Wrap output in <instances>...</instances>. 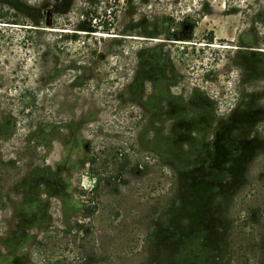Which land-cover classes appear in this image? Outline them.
Segmentation results:
<instances>
[{"label": "rangeland", "instance_id": "rangeland-1", "mask_svg": "<svg viewBox=\"0 0 264 264\" xmlns=\"http://www.w3.org/2000/svg\"><path fill=\"white\" fill-rule=\"evenodd\" d=\"M237 22L223 0H211L194 33L212 30L234 51ZM262 47L241 46L230 71L213 75L226 118L173 122L155 136L152 122H140L141 134L128 139L131 125L94 121L115 106L101 95L52 122L62 128L27 158L9 129L0 139V264H264ZM0 58L27 70L32 52L8 46ZM120 138L127 161L152 149L137 154H147V167L114 163L106 149Z\"/></svg>", "mask_w": 264, "mask_h": 264}, {"label": "trees", "instance_id": "trees-1", "mask_svg": "<svg viewBox=\"0 0 264 264\" xmlns=\"http://www.w3.org/2000/svg\"><path fill=\"white\" fill-rule=\"evenodd\" d=\"M210 1L0 0V54L8 46L32 52L27 70L19 59L0 58V139L10 129L27 158L41 149L46 133L62 128L52 122L92 108L101 95L115 106L94 121L131 125L128 139L141 134L140 122H152L155 136L173 122L186 128L199 117L226 118L213 75L230 71L231 53L241 46L264 45V0H223L226 14L238 17L234 51L221 46L232 43L215 42L212 30L194 33ZM211 125L207 120L205 129ZM117 142L106 149L115 164L138 169L141 159L147 167V154H137L152 149L138 147L128 162L120 143L127 140ZM3 163L0 158V170Z\"/></svg>", "mask_w": 264, "mask_h": 264}]
</instances>
